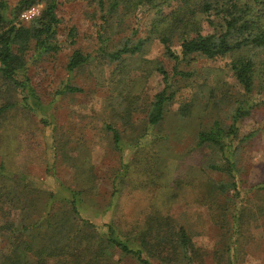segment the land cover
I'll use <instances>...</instances> for the list:
<instances>
[{
	"label": "rangeland",
	"instance_id": "374dc122",
	"mask_svg": "<svg viewBox=\"0 0 264 264\" xmlns=\"http://www.w3.org/2000/svg\"><path fill=\"white\" fill-rule=\"evenodd\" d=\"M4 1L6 12L10 15L19 0ZM95 9L90 0L59 1L57 13L62 21L57 36L62 49L56 57L37 62L29 60L25 75L17 76L23 80L30 79L44 105L38 107L32 104L34 112H29L23 102L24 108L1 118L0 144L20 147L16 157L19 166L45 179L58 190H61L62 183L75 185L77 181L76 184H81L83 179L77 168L64 160L62 155L55 162L51 144L58 143L60 148L57 152L63 146L68 154L81 153V156L89 158V166L93 168L89 172L90 180L86 181L92 188L84 193V216L99 226L115 219L125 231H130L146 224L149 216L169 213L189 229L195 245L205 252V262L227 264L229 227L225 224L222 205L227 201L230 208L234 207L235 192H229V201L225 193L208 190L209 182L225 181L227 175L207 167L212 160L219 162V155H213L211 149H197V133L215 119L230 124L233 107L237 103H256L250 114L240 122L239 135L234 143L239 148L236 159L239 176L245 181L243 184L250 186L264 181V90L259 80L248 97L229 71L228 63L232 56L217 59L197 56L190 63L184 61L177 65L165 56L164 47L158 39L146 44L140 55L127 57L123 62L107 63L97 56L84 68L69 71L66 64L76 48L90 52L99 46L97 30L101 20L92 16ZM11 17L15 15L11 14ZM149 21L146 7L140 8L136 16L121 25H114L117 32L110 34L108 47L112 48L125 37L146 36L145 28ZM73 27L76 28L74 44L69 36ZM175 48L180 51L181 47L176 43ZM33 52V49L30 50L28 55ZM158 63L171 73L177 65L179 70L190 75L173 78L176 97L167 106L161 125L152 128L144 137L143 142L147 140V143L143 149V163L136 160L133 147L125 156L128 160L135 155L126 172L121 169L120 154L114 151L103 129V115L111 116V112H118L116 110L130 104L139 127H130L125 135L134 140V136H138L143 129L141 124L147 117L154 95L165 85L162 74L156 70ZM114 70L117 75L114 72L111 76ZM121 70L124 72V83L117 86ZM67 83L78 85L83 91L58 94L57 90ZM11 94L20 98L23 93L16 89ZM7 97H10L7 86L0 78V102ZM33 100L35 98L31 94L28 102ZM184 107L187 108L184 110ZM184 111L191 113L188 117L183 116ZM43 121L47 123L44 125ZM55 123L57 130L53 126ZM118 126L123 128L121 122ZM14 137V142H11ZM41 142L44 146L48 143L51 156L48 161L36 150L43 148ZM161 167H165L164 173L158 169ZM116 176L124 178L119 181ZM116 188L119 189L118 196L113 200ZM173 192L177 196L167 200ZM256 192H250L243 202L241 230L244 235L235 264H264V192ZM116 254V257L120 256ZM125 259L121 264L134 262L129 257Z\"/></svg>",
	"mask_w": 264,
	"mask_h": 264
},
{
	"label": "trees",
	"instance_id": "16d2710c",
	"mask_svg": "<svg viewBox=\"0 0 264 264\" xmlns=\"http://www.w3.org/2000/svg\"><path fill=\"white\" fill-rule=\"evenodd\" d=\"M59 1L19 0L9 15L5 1L0 0V78L10 95L0 102V120L9 112L24 108L23 102L29 112H34L32 104L38 107L44 105L30 79L23 80L17 76L25 75L29 60L37 62L56 57L62 49L57 36L62 21L57 13ZM36 3L43 4L41 14L28 22L20 20L21 12ZM90 3L96 6L92 16L101 20L97 30L99 46L90 52L76 48L66 64L69 71L84 68L97 56L107 63L123 62L127 57L140 55L146 44L158 39L164 47L165 56L177 65L184 61L190 63L197 56L217 59L230 55L229 71L244 89L245 95L251 96L257 80L264 90V0H90ZM142 7H146L150 19L145 28L146 36L125 37L109 48L110 34L117 32L114 25H121L136 16ZM11 14L17 17L16 21ZM69 36L74 44L75 27L70 30ZM176 43L181 47L180 51L175 48ZM32 49L33 54L28 55ZM177 65L171 73L163 64H156L165 85L154 95L147 117L141 124L143 129L138 136H134V140L125 135L130 127H139L130 104L116 110L118 112H111V116L103 115V129L114 151L120 154L121 169L126 172L134 154L136 160L143 163L142 154L147 143V140L143 142L144 137L152 128L161 125L167 106L176 97L173 78L190 75L179 70ZM121 71L117 86L124 83V72ZM114 72L117 75L114 70L111 76ZM16 89L23 93L20 98L11 94ZM82 91V87L67 83L57 93ZM31 94L35 100L28 102ZM254 105L257 104L252 101L247 105L237 103L233 107L230 124L215 119L197 133L195 147L202 151L211 149L213 155H219L220 161L212 160L207 167L227 175L225 181L209 182L208 190L225 193L229 201V192H235L234 207L230 208L227 201L222 205L225 224L229 227L227 264H235L244 235L241 230L243 202L254 190L264 192V181L250 186L243 184L245 181L239 176L236 159L239 148L234 143L239 135L240 122L250 114ZM190 113L184 111L182 115L188 117ZM119 122L123 128L118 126ZM46 123L43 121L44 125ZM53 126L57 130V124ZM14 140L15 137L11 142ZM51 145L55 162L62 155L64 160L72 163L82 176L81 184H76V181L75 185L62 183L61 190L52 188L45 179L19 166L16 157L20 147L0 144V264H121L126 257L133 260V264H208L205 252L195 245L189 229L169 213L149 216L146 224L130 231H125L115 219L99 226L84 216V193L92 188L86 182L93 170L89 166V158L81 156V153L68 154L63 146L57 152L60 148L58 143ZM132 147L134 157L127 160L125 156ZM36 150L45 160L51 159L48 143ZM158 169L165 172V167ZM115 178L120 181L124 177ZM118 191L116 188L113 200L117 198ZM176 196L173 192L167 200ZM230 210L232 213L228 217ZM115 253L120 256L116 257L118 254Z\"/></svg>",
	"mask_w": 264,
	"mask_h": 264
},
{
	"label": "built area",
	"instance_id": "2783aa9c",
	"mask_svg": "<svg viewBox=\"0 0 264 264\" xmlns=\"http://www.w3.org/2000/svg\"><path fill=\"white\" fill-rule=\"evenodd\" d=\"M42 9H43L42 3L33 4V5L25 8L21 12L19 19L22 21L28 22V21L38 17L41 14Z\"/></svg>",
	"mask_w": 264,
	"mask_h": 264
}]
</instances>
